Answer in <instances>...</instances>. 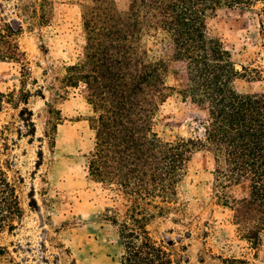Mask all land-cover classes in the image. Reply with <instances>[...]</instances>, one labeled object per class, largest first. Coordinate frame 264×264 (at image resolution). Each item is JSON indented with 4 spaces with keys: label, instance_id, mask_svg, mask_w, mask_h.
Here are the masks:
<instances>
[{
    "label": "trees",
    "instance_id": "16d2710c",
    "mask_svg": "<svg viewBox=\"0 0 264 264\" xmlns=\"http://www.w3.org/2000/svg\"><path fill=\"white\" fill-rule=\"evenodd\" d=\"M56 2L27 0L21 11L47 26ZM80 6L83 57L66 66L63 87L54 89L44 134L53 149L64 120L57 105L67 87L82 85L95 134L94 150L85 155L88 174L123 199L122 210L106 215L123 247L118 264L184 261L176 249L158 242L149 226L169 213L184 215L178 187L196 146L212 151L218 197L232 209L244 239L258 247L264 232V92L235 88L242 73L223 40L211 34L209 18L221 8L254 12L264 39V0H83ZM152 31L166 34L168 60L145 59L141 40ZM21 33V25L0 16V62L20 64L26 77L30 66ZM169 66L187 74L183 95L204 111L203 138L164 141L153 132L154 118L172 89L165 80ZM25 94L24 89L0 92V109L4 102L17 104ZM1 150L0 233L13 232L24 215Z\"/></svg>",
    "mask_w": 264,
    "mask_h": 264
},
{
    "label": "rangeland",
    "instance_id": "374dc122",
    "mask_svg": "<svg viewBox=\"0 0 264 264\" xmlns=\"http://www.w3.org/2000/svg\"><path fill=\"white\" fill-rule=\"evenodd\" d=\"M26 1L0 0V16L22 26L20 43L30 66L24 77L20 64L0 62V92L26 90L17 104L4 102L0 109L1 158L9 163L24 210L13 232L0 233V264H118L123 247L106 215L122 210L123 199L88 174L85 155L94 150L95 134L82 85L67 87L57 105L64 120L53 149L44 134L54 89L63 87L66 66L83 57V0H56L54 19L47 26L22 14ZM258 19L254 12L229 8L209 18L211 34L223 40L242 73L234 86L243 93L264 92V39ZM165 40L161 31L143 34L147 61L169 59ZM165 80L172 89L154 118L153 132L164 141L203 138L204 111L183 95L186 72L169 66ZM214 169L210 148L193 147L178 187L185 213L157 217L149 226L152 235L181 253L182 264H264V232L258 247L244 239L232 209L218 197Z\"/></svg>",
    "mask_w": 264,
    "mask_h": 264
}]
</instances>
